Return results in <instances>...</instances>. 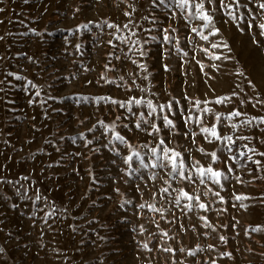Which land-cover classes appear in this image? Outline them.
<instances>
[{"label":"rangeland","instance_id":"rangeland-1","mask_svg":"<svg viewBox=\"0 0 264 264\" xmlns=\"http://www.w3.org/2000/svg\"><path fill=\"white\" fill-rule=\"evenodd\" d=\"M261 3L0 0V264H264Z\"/></svg>","mask_w":264,"mask_h":264},{"label":"snow or ice","instance_id":"snow-or-ice-1","mask_svg":"<svg viewBox=\"0 0 264 264\" xmlns=\"http://www.w3.org/2000/svg\"><path fill=\"white\" fill-rule=\"evenodd\" d=\"M159 2L161 4H164L165 3V0H159ZM173 2L174 3H177V5L179 7H185L189 3V0H173ZM209 2H211V0H209ZM154 3H155V0H154ZM195 7L201 10V19L204 20V21H207L208 23H210L212 17L210 15H208L207 13H204L203 12V3L196 4ZM259 7L261 9H264V3L259 4ZM0 11H3V9H0ZM229 14L231 15V13H229ZM125 15H130V14L126 12ZM83 27L84 28H87V25H83ZM108 27L109 28H113V27H116V26L113 25V24H108ZM125 27H128V26L125 25ZM205 27H207V24H205ZM260 27L262 29H264V25H260ZM193 31L195 32L196 29H193ZM167 32H168V30L165 29V33H166L165 36H164V40L165 41H169L171 39V37L169 35H167ZM212 34H215V33L213 32ZM262 34H264V33H262ZM201 38L202 39H207V36H203L202 35ZM217 46L218 45H213V47H217ZM224 46L226 47L227 45H224ZM143 54L144 53H141V55H143ZM17 79H20V77H17ZM29 83H31V82H29ZM37 95H39V92H37ZM101 99H103V98H101ZM31 102L32 101H30V103ZM112 102L113 103H119L118 101H112ZM217 102L219 103L221 101L218 99ZM127 103H129V104H131V103L142 104L143 101L140 100V99H134V100H129ZM121 106H123V105H121ZM148 107H149V109H152V111H155V109H153L152 104H151L150 101L148 102ZM164 107L165 106H161V110H163ZM149 115H151V112L149 113ZM232 115L239 116L241 114L239 112H234V113H232ZM117 119H119V117H117ZM163 120H164L165 126H167L169 128L174 127L173 121L171 119H169L167 116H164L163 117ZM144 123H148V121H145L143 119V114H141V120L137 122L136 127L138 129H141L142 128V124H144ZM110 127L111 128H114L115 125H112ZM151 128H152V132H150L149 135L154 134V133L160 131V129L155 124H151ZM201 131L202 132H205V133H210V135L213 138H215V139H221L222 138V137H220L217 134V131L215 129V126H213L211 129H209V128H203V129H201ZM81 136H83V134H81ZM113 137L118 142H121V143H124L125 142V138L123 136H121L119 133L113 132ZM225 139L231 141L232 138L231 137H226ZM89 143H91V141H89ZM159 143H160V145H163L164 144V140H160ZM151 151H152L153 154H155L156 151H157V149L156 148H153V149H151ZM162 151L165 153V155L161 158V165L160 166H167L164 163L166 161V162H168V163H170L172 165V171L173 172H177L178 169H179V173L178 174L180 175V178L181 179H191V176L190 175H188V176L184 175L185 169H184V163H183V161L181 160L180 163L177 164V158L180 157V155H181L180 153L175 152L174 150L168 149V148H163ZM168 153H171V155H168ZM138 155H139L138 153L133 152L132 155H129L128 157L125 158V163H127L128 161H130L133 158V156H138ZM262 155H264V153H262ZM212 159H213V161H215L217 159L215 153H212ZM249 159H250V157H249ZM256 163L259 164V161H256ZM157 166L158 165L155 164V163L152 165V167H157ZM229 170H231V169H229ZM198 171H199V173H200L201 176L210 173L213 178H216V182L219 183V179L218 178L221 176V173L219 171H214L211 167H208L207 169L201 168V169H198ZM201 183H203V180H201ZM167 190L168 189H164L165 192H167ZM117 191H119V190L117 189ZM181 195L182 196H185V197H188L189 199H193V197L188 196V193H186V192L181 191ZM217 195H218V193H217ZM196 199H198V198H196ZM236 199L237 200H241V199H245V197L237 196ZM178 202H179V197H177V203ZM140 207L143 208V207H145V205H141ZM147 207L149 209H151V210H155L154 209V206H152V205H147ZM199 207L200 208H204L205 205L201 203V204H199ZM242 207H247V206L246 205H242ZM253 230L255 231V230H258V229H253ZM220 239L223 240L224 237H221ZM2 251H3V249H0V252H2ZM165 251H172V250L171 249H165ZM189 254L192 255L193 253L190 252ZM225 255H228V254L226 253Z\"/></svg>","mask_w":264,"mask_h":264},{"label":"trees","instance_id":"trees-1","mask_svg":"<svg viewBox=\"0 0 264 264\" xmlns=\"http://www.w3.org/2000/svg\"><path fill=\"white\" fill-rule=\"evenodd\" d=\"M239 162L241 163H249V164H252V161H249V160H246L245 157H241L240 159H238Z\"/></svg>","mask_w":264,"mask_h":264}]
</instances>
